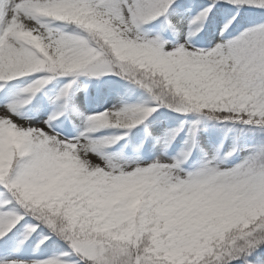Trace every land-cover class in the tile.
Segmentation results:
<instances>
[{"label":"snow or ice","instance_id":"obj_1","mask_svg":"<svg viewBox=\"0 0 264 264\" xmlns=\"http://www.w3.org/2000/svg\"><path fill=\"white\" fill-rule=\"evenodd\" d=\"M0 264H264V0H0Z\"/></svg>","mask_w":264,"mask_h":264}]
</instances>
